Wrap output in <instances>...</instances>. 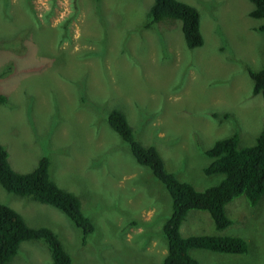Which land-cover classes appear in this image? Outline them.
Returning a JSON list of instances; mask_svg holds the SVG:
<instances>
[{"label": "rangeland", "instance_id": "374dc122", "mask_svg": "<svg viewBox=\"0 0 264 264\" xmlns=\"http://www.w3.org/2000/svg\"><path fill=\"white\" fill-rule=\"evenodd\" d=\"M180 1L199 12V47H187L178 19L143 28L153 0H0V143L19 172L47 156L51 179L79 198L96 231L83 244L63 212L1 184L0 201L28 226L51 229L74 264H161L167 250L161 227L171 197L111 129V109L141 131L138 140L154 141L167 171L199 190L222 178L203 172L206 148L233 132L251 145L262 128L264 102L247 67L263 65L264 19L248 15L249 0ZM225 213L231 224L216 229L207 211L192 209L180 233L238 236L247 251L190 255L200 264H264V200L249 206L241 195ZM6 264L53 263L44 240L30 239Z\"/></svg>", "mask_w": 264, "mask_h": 264}, {"label": "trees", "instance_id": "16d2710c", "mask_svg": "<svg viewBox=\"0 0 264 264\" xmlns=\"http://www.w3.org/2000/svg\"><path fill=\"white\" fill-rule=\"evenodd\" d=\"M252 8L250 17L264 19V0H249ZM162 19H178L187 47L195 48L203 44L200 30V16L196 7L180 0H153L147 12L143 28ZM264 31V23L257 27ZM252 80V94H261L264 102V61L261 68L247 67ZM4 96L0 94V102ZM220 119V115L212 113ZM222 117L229 116L223 113ZM111 129L126 143L135 161L148 167L159 179L171 197V212L164 221L161 231L166 239L167 250L161 264H200L190 255L192 248H204L214 252L242 254L247 251L246 241L234 235L195 234L182 236L180 227L187 213L192 209L207 211L216 229H224L231 224L225 213V205L243 195L249 206L264 200V121L254 143L239 145L237 132L218 139L204 150L210 161L203 167L205 174H221V180L203 189H196L191 183L177 178L164 166L157 148L134 129L123 111L111 109L105 116ZM148 129V128H147ZM0 184L9 192L29 196L34 201L50 204L63 212L72 224L81 230V242L87 243L90 234L95 233L94 221L82 210L79 198L60 186L49 175V159L41 156L36 166L27 172L13 169L8 161V152L0 143ZM135 225V220H130ZM126 229V227H122ZM43 239L53 264H74L64 249L58 236L47 227H30L12 207L0 201V264H6L16 256L20 243L24 240ZM104 239V237H103Z\"/></svg>", "mask_w": 264, "mask_h": 264}]
</instances>
